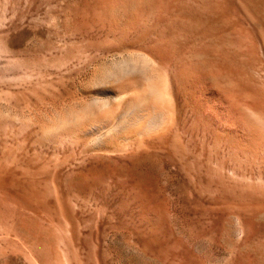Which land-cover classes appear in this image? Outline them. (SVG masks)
Listing matches in <instances>:
<instances>
[{
  "label": "rangeland",
  "instance_id": "obj_1",
  "mask_svg": "<svg viewBox=\"0 0 264 264\" xmlns=\"http://www.w3.org/2000/svg\"><path fill=\"white\" fill-rule=\"evenodd\" d=\"M0 264H264V0H0Z\"/></svg>",
  "mask_w": 264,
  "mask_h": 264
}]
</instances>
